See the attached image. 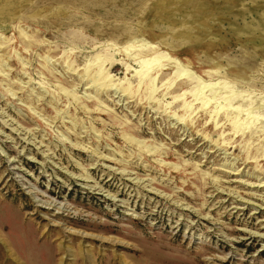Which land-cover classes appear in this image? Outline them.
I'll return each mask as SVG.
<instances>
[{
    "label": "rangeland",
    "instance_id": "rangeland-1",
    "mask_svg": "<svg viewBox=\"0 0 264 264\" xmlns=\"http://www.w3.org/2000/svg\"><path fill=\"white\" fill-rule=\"evenodd\" d=\"M0 264H264V0H0Z\"/></svg>",
    "mask_w": 264,
    "mask_h": 264
}]
</instances>
